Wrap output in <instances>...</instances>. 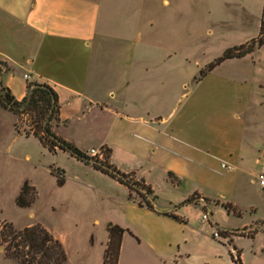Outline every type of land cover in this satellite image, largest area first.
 <instances>
[{
	"label": "crops",
	"instance_id": "crops-1",
	"mask_svg": "<svg viewBox=\"0 0 264 264\" xmlns=\"http://www.w3.org/2000/svg\"><path fill=\"white\" fill-rule=\"evenodd\" d=\"M111 6L109 0H0V61L56 92L60 120L67 124L55 127V134L83 152L108 148L109 163L121 173H134L156 197L153 211L139 207L128 200L126 187L75 160L85 174L74 179L107 199L113 216L100 241L90 236L89 250L78 254L76 264H102L108 223L129 232L122 236L117 264H233L234 249L240 250L242 264H249L238 241L255 243L264 232L236 237L232 247L212 237L215 228L232 230L216 221L220 207L207 212L210 224L185 212L190 207L204 212L203 199L230 204L210 193L211 168L219 161L220 168L224 164L234 172L257 154L245 145L248 97L231 115V125L210 119L214 134L171 125V114L162 113L166 101L158 94L184 85L182 44L174 36H143L142 24L161 29L160 24L151 17L145 22L140 11L135 21L134 10L127 23L117 22ZM110 48L112 57H105ZM7 86L16 100L25 96L23 81L11 77ZM79 128L83 145L73 133ZM192 196V204L179 206ZM262 250L252 247L251 253Z\"/></svg>",
	"mask_w": 264,
	"mask_h": 264
},
{
	"label": "rangeland",
	"instance_id": "rangeland-1",
	"mask_svg": "<svg viewBox=\"0 0 264 264\" xmlns=\"http://www.w3.org/2000/svg\"><path fill=\"white\" fill-rule=\"evenodd\" d=\"M109 1L117 22L131 20L135 15H132L133 10L138 13L134 19L138 21L141 12L145 22L151 17V22L160 24L161 28L142 24L138 29L143 36L163 39L174 36L183 46L184 85L158 94L166 101L162 113L164 116L171 114V125L185 129L191 126L201 134H214L216 126L210 119L215 116L223 124L231 125V115L240 112L239 104L248 97L245 145L256 150L257 154L234 172L222 170L218 161L211 168L214 187L209 191L214 199L229 202L240 214V217L228 215L222 208L214 212L217 222L232 228L223 238L228 245L235 247L236 237L264 232V222H258L264 220V190L259 188L255 178L264 163V47L242 59L224 61L200 78V71L226 50L244 45L258 36L260 22L264 21V0H167L168 4H164L165 0H133L129 4L126 0ZM112 53L111 48L107 49L105 57L111 58ZM2 63L0 61L1 72L4 71L0 87L7 89L12 96L7 86L11 77L23 81L25 88L32 82L27 74L8 65L4 68ZM240 84L247 90H243ZM55 127L53 124L54 134ZM28 130L26 116L19 117L0 107V231L5 224L18 231L39 224L60 242L67 257L66 264H76L78 254L89 250L90 236L94 235L95 240L100 241L105 233L104 224L113 217L109 201L77 183L74 176L85 174V171H81L75 159L58 150L48 152L34 137H25ZM218 131H223L221 125ZM73 133L83 145L85 138L80 128ZM91 151L85 153L103 160L100 149L94 150L97 152L95 156L90 155ZM60 171L64 173L62 187L57 186L55 177ZM86 178L95 182L89 175ZM25 182L34 188L36 197L29 207L19 208L16 199ZM133 197L140 201L137 195L133 194ZM192 198L195 201L196 198ZM215 202L204 203L207 206L204 212L190 207L186 209V215L191 220L199 217L201 221L202 214L212 210ZM242 225L244 227L240 228ZM238 246L243 249L246 262L264 264V236L255 243L239 240ZM252 247L263 250L253 254ZM0 264H18L5 257L1 241Z\"/></svg>",
	"mask_w": 264,
	"mask_h": 264
},
{
	"label": "trees",
	"instance_id": "trees-1",
	"mask_svg": "<svg viewBox=\"0 0 264 264\" xmlns=\"http://www.w3.org/2000/svg\"><path fill=\"white\" fill-rule=\"evenodd\" d=\"M262 47H264L263 20L260 22L259 33L255 39L250 40L244 45L226 50L221 57L200 71V78L205 77L224 61L242 59ZM2 66L7 68L6 63H2ZM1 71L0 69V78L4 73V71ZM0 107L19 117L26 116L28 118L29 130L25 133L26 138L29 136L34 137L50 153L58 150L68 154L78 162L91 166L93 170L126 187L128 190V200L136 203L139 207H145L151 211L154 210L152 202L156 197L153 195L151 188L143 180H136L134 173H121L115 166L110 164L111 151L108 148H100L103 153V160H99L97 157H89L75 145L59 138L53 133V124L59 126L66 124V122L60 120L58 95L49 85L35 82L28 83L25 88V96L20 101L16 100L7 89L0 87ZM63 175V171H60V174L55 176L58 187L64 185ZM172 176V174H169L170 178ZM133 194L137 195L140 201L134 198ZM35 197L34 188L25 182L16 199V206L27 208L34 202ZM148 197H151V199H148ZM203 201L204 203L209 202L207 199H203ZM193 202V198L190 197L179 206L192 204ZM214 206L222 208L228 215L240 217V214L230 204H221L216 201ZM163 215L176 221H181L180 218L170 213L164 212ZM106 232L108 234V242L103 254L102 264H117L121 239L123 234L128 231L117 225L108 223L106 225ZM218 235L226 238L228 232L218 230ZM253 235L251 234L248 237L253 238ZM0 241L5 257L16 261L18 264H66L67 261L65 251L60 242L39 224L23 228L19 231L13 229L11 225L5 224L0 231ZM234 250L235 256H231L232 263L242 264L240 250Z\"/></svg>",
	"mask_w": 264,
	"mask_h": 264
},
{
	"label": "built area",
	"instance_id": "built-area-1",
	"mask_svg": "<svg viewBox=\"0 0 264 264\" xmlns=\"http://www.w3.org/2000/svg\"><path fill=\"white\" fill-rule=\"evenodd\" d=\"M26 78H28V77L26 76ZM96 153L97 152L92 150L90 155L95 156ZM221 168L228 171V172L231 171V168L229 166L224 165V164L221 165ZM255 178H256V182L258 183L259 188L261 190H264V163H262L260 165V169L257 172ZM201 222L210 224V215L208 213H204L201 216ZM212 237L216 238V239H221V237L218 235V230H215V229H214V232L212 234Z\"/></svg>",
	"mask_w": 264,
	"mask_h": 264
}]
</instances>
